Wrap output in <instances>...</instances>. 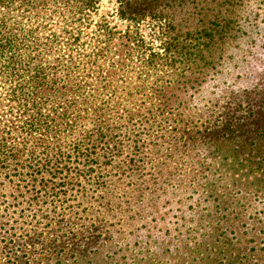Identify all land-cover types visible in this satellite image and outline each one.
<instances>
[{
	"label": "trees",
	"instance_id": "1",
	"mask_svg": "<svg viewBox=\"0 0 264 264\" xmlns=\"http://www.w3.org/2000/svg\"><path fill=\"white\" fill-rule=\"evenodd\" d=\"M55 1L0 0V84L9 86L12 115L2 121L0 107V168L48 165L51 179L30 176L24 186L41 212L77 197L97 208L63 216L60 224L87 221V231L58 229L27 264H142L116 255L139 225L152 226L173 203L177 212L188 203L189 211L207 213L193 245L178 238L188 250L173 264H264V120L254 126L185 99L234 44L253 37L264 23V0H118V19L133 28L121 33L100 21L78 70L62 53L79 37L48 25V14L66 15ZM147 20L158 26L162 52L147 54L140 44L134 27ZM178 135L191 145L177 144ZM216 159L232 164L213 172L222 171L224 185L208 184ZM123 167L134 181L123 180L121 191L109 177ZM185 219L174 222L176 232L188 228Z\"/></svg>",
	"mask_w": 264,
	"mask_h": 264
},
{
	"label": "rangeland",
	"instance_id": "2",
	"mask_svg": "<svg viewBox=\"0 0 264 264\" xmlns=\"http://www.w3.org/2000/svg\"><path fill=\"white\" fill-rule=\"evenodd\" d=\"M118 5V0H59L58 3L53 2L51 5L53 7L67 8L66 15L63 16L64 18H58L54 16V13L53 15L48 14V25L57 32L67 28V34L70 37L73 34L79 37L78 43L64 49L62 54H64L65 63L72 59L79 65L77 70L82 67V64L87 61L85 55L92 51V46L89 43L96 25L100 21L107 22L109 27L121 33H124L127 28H133L128 22L118 19L116 14ZM70 10L77 12L74 19L71 18L73 14ZM75 25L76 28H74ZM134 28H137L139 37L142 38L143 43H140L142 47L149 48L147 54L152 51L162 52L158 26L153 21H144ZM234 46L237 47H232L228 51L217 72L210 74L197 93H194V90H189L185 99L192 107L195 105L201 111L203 108H207L206 106H208V110L212 111L215 108L214 105H217V109L228 111V113L235 112L233 115L236 117L242 119L247 117L245 120L249 119L248 124L255 126L256 122L264 120V107L260 108L263 100L261 95H256L257 92L264 90V23L255 29L252 38L246 36ZM72 66L75 67V64L72 63ZM8 97L9 86L0 84V107L3 111L1 119L4 122L12 120L9 107L6 106ZM251 114L255 116H250ZM214 119L216 116L212 117V120ZM246 126L249 125H245L244 128H248ZM176 141L181 145L188 143L191 145L192 143L188 135L185 139H181L178 135ZM211 165V175L208 178L211 180L208 184L215 182L216 185L220 183L224 185L225 177H218L222 171L213 172L218 167L222 168L224 165L232 164L216 159ZM47 167L48 165H11L5 169L0 168V264L8 261L13 264H27L29 259H32L31 262L35 261L37 257L44 254L45 248L42 245L52 242L58 235V229L77 233L87 231V226H82L88 225L85 220H74L72 221L73 225L60 224L59 221L67 215H72V218L79 214L81 216L84 208L91 207L94 204L93 201L90 200V203H86L80 197L66 203L60 201V205L57 203L56 207L55 204L48 206L44 213L40 211V203L36 204L30 200L32 193L27 192L28 188L24 186L30 176L44 177L45 180L51 179ZM123 169L124 167L121 170H114L109 177V183L121 191L123 190V180L126 183L134 181L127 180L129 172L124 174ZM24 179L26 180L24 181ZM71 193L72 191H68L61 199L69 198ZM43 195L45 196L44 192ZM61 199L53 196L54 202ZM76 202H79V205L70 206ZM176 207H178L176 203L166 207L159 215H156V222L151 223L152 226L139 225L137 237L132 239L130 246L128 245L125 251L116 256L125 261H130L131 258L137 259L139 262L142 261V264H173L177 257H181L180 255L188 250L179 242L178 238L186 239L187 247L193 245L194 241L202 237L201 235L205 232L204 225L207 220V213H197V211L194 212V209L189 211L188 203L181 207L179 212ZM96 208L97 206H92L93 210ZM44 216L47 217L44 218ZM182 216H186L183 221L188 228L176 232L174 222L180 220ZM62 233L59 232V235ZM135 241H138L137 246H135ZM151 241H153L152 248H150ZM177 247L181 248L176 250Z\"/></svg>",
	"mask_w": 264,
	"mask_h": 264
}]
</instances>
